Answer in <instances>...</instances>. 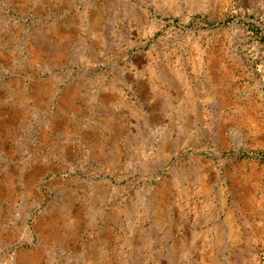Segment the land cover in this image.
Wrapping results in <instances>:
<instances>
[{
	"label": "rangeland",
	"instance_id": "rangeland-1",
	"mask_svg": "<svg viewBox=\"0 0 264 264\" xmlns=\"http://www.w3.org/2000/svg\"><path fill=\"white\" fill-rule=\"evenodd\" d=\"M0 264H264V0H0Z\"/></svg>",
	"mask_w": 264,
	"mask_h": 264
},
{
	"label": "water",
	"instance_id": "water-1",
	"mask_svg": "<svg viewBox=\"0 0 264 264\" xmlns=\"http://www.w3.org/2000/svg\"><path fill=\"white\" fill-rule=\"evenodd\" d=\"M30 211L25 215V218H24V220H23V227L24 228H28V220L30 219V217H31V214L33 213L32 212V210L33 209H29ZM33 211H35V210H33ZM32 212V213H31Z\"/></svg>",
	"mask_w": 264,
	"mask_h": 264
}]
</instances>
